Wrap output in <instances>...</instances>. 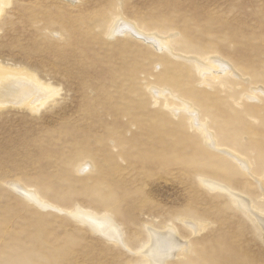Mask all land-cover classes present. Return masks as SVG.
I'll use <instances>...</instances> for the list:
<instances>
[{"label":"rangeland","instance_id":"rangeland-1","mask_svg":"<svg viewBox=\"0 0 264 264\" xmlns=\"http://www.w3.org/2000/svg\"><path fill=\"white\" fill-rule=\"evenodd\" d=\"M0 2V68L56 90L0 106V264H264V0Z\"/></svg>","mask_w":264,"mask_h":264},{"label":"bare ground","instance_id":"bare-ground-1","mask_svg":"<svg viewBox=\"0 0 264 264\" xmlns=\"http://www.w3.org/2000/svg\"><path fill=\"white\" fill-rule=\"evenodd\" d=\"M0 4H1V2H0ZM1 8H3V7H0V10H1ZM118 23H119V21H118ZM124 24H125V22L120 24V25H117V26L115 25V28L112 29V30H114L115 34L118 32H123V31L127 32L128 31V33L138 35L137 31L136 32L132 31V29H131L132 27L131 28L129 27L130 25L125 27ZM122 35H123V33H122ZM153 40H154V38H153ZM154 41H156V40H154ZM157 43L158 42H156V44ZM160 43H162V42H160ZM154 46L157 47L155 44H154ZM7 70L8 71L2 70L0 68V106H3L7 102L11 103V105L13 104L15 106L16 105L17 106L22 105L23 103H24V106H27L30 102L37 103V105L42 106V105H44V103L48 99L50 100V98H52L56 94V90H53L52 88L42 87L40 84L41 82H39L36 79L34 74L29 75V73L26 74V72H24V71L23 72H12V70H10V72H9V69H7ZM27 75H29V76H27ZM203 75H205V74H203ZM33 97H35L34 100H32ZM183 112L189 116V118L191 120V125L193 127H195V129H197V131L201 132L204 135V137H205V139L209 145H212L213 141H212L210 135L207 133L205 127L198 125L195 113L190 112L189 108H185V110H183ZM236 161L242 167H245V166H243L244 164L239 159H237ZM243 169H246V167ZM15 187L18 188L17 186H15ZM18 189H19V193L23 194L26 198H29L30 200L36 201V195L35 194L29 193V192L22 190L20 188H18ZM20 190L22 192H20ZM236 197H237V195H236ZM236 197H234V198L237 200L238 205L243 210L248 212V214H250V218H252V220L256 219L255 223H257L260 227H262V230L264 233V216L263 217L259 216L260 217L259 218L256 211L252 212L250 210V206L246 202H244V200L238 201L240 196L238 199ZM251 209H252V207H251ZM76 217L79 220H81L82 223L86 222L87 224H89V226L92 227L95 231H98V232L100 231L103 234H105L106 237L111 238V239L116 240V241H120V235L118 233L119 231L113 225V223H111L112 221L110 220V218H109V221H110L109 222L108 219H104V218L103 219H97L96 217L93 216V214L92 215L83 214V213H81V211L76 214ZM186 225H187V223H186ZM196 229L194 228V230H196ZM151 230L149 231V235H148L149 246L147 249L145 248L146 251L144 250L145 251L144 257L148 260L149 264H167V261L174 258L178 249L184 248L185 243L182 242L181 240H179L174 235V233H173L174 230L173 231L167 230L168 232H166L164 234L163 233L162 234L155 233L156 231L153 230L154 231L153 232Z\"/></svg>","mask_w":264,"mask_h":264}]
</instances>
